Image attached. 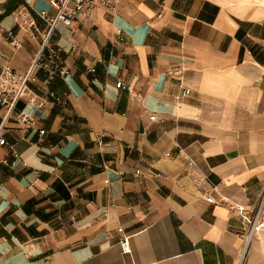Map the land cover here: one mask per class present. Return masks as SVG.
Segmentation results:
<instances>
[{"label": "crops", "instance_id": "0c3cea01", "mask_svg": "<svg viewBox=\"0 0 264 264\" xmlns=\"http://www.w3.org/2000/svg\"><path fill=\"white\" fill-rule=\"evenodd\" d=\"M109 2L56 24L69 76L36 70L10 116L0 104V264H264L245 218L264 222V6ZM44 12L0 4L19 44L0 38V88L18 91Z\"/></svg>", "mask_w": 264, "mask_h": 264}, {"label": "built area", "instance_id": "2783aa9c", "mask_svg": "<svg viewBox=\"0 0 264 264\" xmlns=\"http://www.w3.org/2000/svg\"><path fill=\"white\" fill-rule=\"evenodd\" d=\"M7 1L8 0H0V4H3ZM95 1H100L108 6L110 5L109 0H49L50 5L56 10V16L54 19H51L48 17L46 12L43 13L45 20L48 21L50 25V30L45 36H43L40 50L36 58L33 60V63L28 73L22 79L18 91L15 93L11 92L7 88H0V104L7 108L9 116L16 107V103L19 98H21L22 95H25L28 92V85L35 81L34 73L36 70H44L47 73V82H49L53 77L56 76L66 78L70 75V71L66 68L64 58L61 54V50L56 47L52 42L53 32L56 29L57 23H61L64 26L70 27L75 21V19L86 17L92 7V4ZM15 19L17 22L21 21L25 28H32L34 32L36 31L35 23L32 17L25 16L24 13L19 12L15 15ZM0 38L8 40L13 48L19 47V44L15 39L14 35L11 33L2 32L1 27ZM4 59L5 55L3 51L0 50V65ZM3 72L9 73V70L5 68ZM91 72H95V69H91ZM116 87L119 89H123L125 88V85L122 81H118ZM186 93H188V91ZM21 118L23 122L30 121V117L26 114H22ZM41 133H44V130H41ZM101 135L104 136V134ZM5 142L6 139L2 137V126H0V145L5 144ZM98 144L102 145V140H99ZM208 199L212 200V197L209 196ZM239 209L243 211L242 207H240ZM245 218L250 223H252L254 227L251 228L249 235L252 234L254 229H264L263 221L258 222V224L256 225V220L251 221L247 217ZM119 232L122 233L119 240L122 251L124 253H130V236L124 234L122 228L119 229Z\"/></svg>", "mask_w": 264, "mask_h": 264}, {"label": "rangeland", "instance_id": "374dc122", "mask_svg": "<svg viewBox=\"0 0 264 264\" xmlns=\"http://www.w3.org/2000/svg\"><path fill=\"white\" fill-rule=\"evenodd\" d=\"M228 2H234L236 5L239 7L240 11H243L246 9V7H251V6H264V0H228ZM235 6V5H234ZM236 8V7H235ZM236 10V9H235Z\"/></svg>", "mask_w": 264, "mask_h": 264}, {"label": "bare ground", "instance_id": "6f19581e", "mask_svg": "<svg viewBox=\"0 0 264 264\" xmlns=\"http://www.w3.org/2000/svg\"><path fill=\"white\" fill-rule=\"evenodd\" d=\"M230 1H232V0H230ZM244 11V10H243Z\"/></svg>", "mask_w": 264, "mask_h": 264}]
</instances>
